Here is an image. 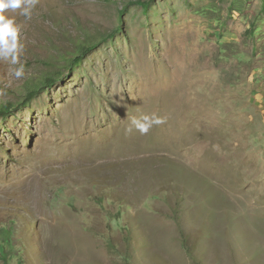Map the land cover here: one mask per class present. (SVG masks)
Masks as SVG:
<instances>
[{
  "label": "rangeland",
  "instance_id": "374dc122",
  "mask_svg": "<svg viewBox=\"0 0 264 264\" xmlns=\"http://www.w3.org/2000/svg\"><path fill=\"white\" fill-rule=\"evenodd\" d=\"M127 3L6 11L0 264H264V0Z\"/></svg>",
  "mask_w": 264,
  "mask_h": 264
},
{
  "label": "clouds",
  "instance_id": "9594fccd",
  "mask_svg": "<svg viewBox=\"0 0 264 264\" xmlns=\"http://www.w3.org/2000/svg\"><path fill=\"white\" fill-rule=\"evenodd\" d=\"M36 0H0V59L10 61L12 65L18 63V56L23 45L18 43V26L14 19L6 15L7 10L22 9L21 14L30 17L31 10L35 6ZM13 75L21 78L24 75V66L14 68ZM162 121L158 117H142V122L133 118L132 123L136 129L145 134L153 124H159Z\"/></svg>",
  "mask_w": 264,
  "mask_h": 264
},
{
  "label": "trees",
  "instance_id": "16d2710c",
  "mask_svg": "<svg viewBox=\"0 0 264 264\" xmlns=\"http://www.w3.org/2000/svg\"><path fill=\"white\" fill-rule=\"evenodd\" d=\"M155 0H128L127 5H139L143 7L144 9H148ZM123 13V12H122ZM121 13V14H122ZM116 34V31L113 30L112 32L108 33V35H104L101 33H98L96 36L91 37L88 36L86 40L89 43L82 44L78 47V53H76L72 59L67 63V68L69 72H71V69L79 65L83 58H85L90 52H92L95 48H97L101 43L105 42L109 37H112ZM93 38H96V41H93ZM55 76H48L45 77L43 80H40L37 82V84H30L29 88L27 87L26 95L21 100V103L19 104V107L26 106L29 104L30 101H32L35 97L39 95V93L43 90H45L48 87H52L55 85V81L59 80L56 79ZM12 111L11 104H5L0 106V118H6Z\"/></svg>",
  "mask_w": 264,
  "mask_h": 264
}]
</instances>
